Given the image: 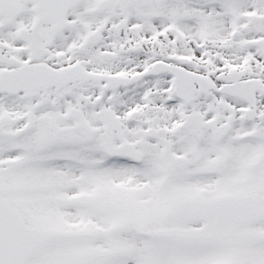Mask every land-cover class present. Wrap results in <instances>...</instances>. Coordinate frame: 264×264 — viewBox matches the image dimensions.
I'll list each match as a JSON object with an SVG mask.
<instances>
[{
  "label": "snow or ice",
  "instance_id": "1",
  "mask_svg": "<svg viewBox=\"0 0 264 264\" xmlns=\"http://www.w3.org/2000/svg\"><path fill=\"white\" fill-rule=\"evenodd\" d=\"M0 264H264V0H0Z\"/></svg>",
  "mask_w": 264,
  "mask_h": 264
}]
</instances>
